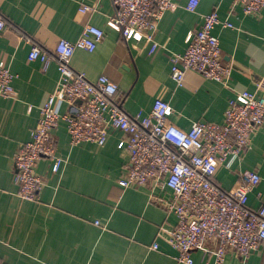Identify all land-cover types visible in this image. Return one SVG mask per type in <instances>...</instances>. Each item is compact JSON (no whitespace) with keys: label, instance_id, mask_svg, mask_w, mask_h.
Listing matches in <instances>:
<instances>
[{"label":"crops","instance_id":"crops-1","mask_svg":"<svg viewBox=\"0 0 264 264\" xmlns=\"http://www.w3.org/2000/svg\"><path fill=\"white\" fill-rule=\"evenodd\" d=\"M171 1L176 6L158 21L157 47L151 52L135 37L124 41L108 25L114 14L111 0H0L6 24L0 31V63L14 75V95L0 97V264H182L176 251L157 237L160 228L172 229L177 219L153 199L170 198L172 192L160 185L153 191L148 186L121 187L125 137L117 130L109 131L103 146H71L60 119L53 134L57 154L65 159L62 170L53 173L49 160L39 161L35 171L44 186L37 201L20 199L13 181L14 153L30 140L39 108L59 79L54 61L44 70L40 61L28 59L32 43L52 53L59 40L75 42L85 24L100 28L103 39L92 52L75 49L70 65L88 79L105 75L116 83L129 115L148 113L161 96L170 106L167 121L188 130L196 121L223 123L228 101L237 92L264 94V83L259 90L255 85L257 79L264 81V8L258 15H246L231 0H198L191 12L186 9L189 0ZM83 5L93 10L80 13ZM211 11L221 21L213 33L223 63L229 65V78L221 83L187 70L177 84L170 76V57L185 52ZM54 110L60 116L75 114L60 99ZM251 170L258 172L260 182L250 191L248 206L257 209L264 202V124L230 168L218 166L214 181L230 190ZM155 243L157 249L152 248ZM211 247L195 251L193 264H213ZM223 264H264V243L245 261L228 255Z\"/></svg>","mask_w":264,"mask_h":264},{"label":"built area","instance_id":"built-area-1","mask_svg":"<svg viewBox=\"0 0 264 264\" xmlns=\"http://www.w3.org/2000/svg\"><path fill=\"white\" fill-rule=\"evenodd\" d=\"M114 14L108 25L119 30L124 41L132 37L142 41L152 52L157 44L154 34L163 13L176 4L171 0H111ZM246 15H258L264 0H231ZM198 0H189L186 9L194 12ZM93 10L83 5L80 13ZM218 13L211 11L194 32L183 54L170 57L171 78L181 84L187 70L202 77L224 83L229 78V65L223 63L218 37L213 33L220 24ZM223 26L232 27L223 22ZM6 27L0 16V31ZM103 31L92 25L83 26L81 36L73 43L59 40L52 53L32 43L30 61H40L45 70L51 61L57 65L58 84L43 105L30 140L22 144L13 157V181L17 196L24 201H37L44 186L36 173L39 161L49 160L52 172L65 165L57 154L54 129L59 120L66 123L69 144L89 142L103 146L109 131L117 130L125 137L126 161L119 184L123 189L158 185L172 192L170 198H155L154 202L177 219L176 225L160 228L157 237L176 251V260L193 264L192 255L200 249L209 250L213 264H223L228 255L245 261L260 243H264V202L257 209L248 206L250 191L260 182L257 171H244L242 181L224 190L215 181L219 165L230 168L251 143L252 135L264 124V94L243 90L229 99L223 123L196 121L188 130L167 121L169 103L155 98L148 113L127 114L118 98V85L107 76L95 80L74 70L70 59L75 49L92 52L103 39ZM14 75L0 63V97H12ZM264 81L257 79L256 89ZM57 99L69 103L75 110L60 116L54 110ZM153 198V196H152ZM153 249L158 248L155 243Z\"/></svg>","mask_w":264,"mask_h":264}]
</instances>
